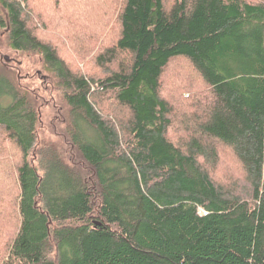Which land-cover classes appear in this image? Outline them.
<instances>
[{"label": "trees", "instance_id": "trees-1", "mask_svg": "<svg viewBox=\"0 0 264 264\" xmlns=\"http://www.w3.org/2000/svg\"><path fill=\"white\" fill-rule=\"evenodd\" d=\"M117 1L94 79L33 33L29 0H0L9 49L45 73L33 90L0 80V141L18 162L0 264H264V0ZM180 62L203 93L177 101L161 78ZM104 94L123 116L97 107ZM223 153L237 174H217Z\"/></svg>", "mask_w": 264, "mask_h": 264}, {"label": "rangeland", "instance_id": "rangeland-1", "mask_svg": "<svg viewBox=\"0 0 264 264\" xmlns=\"http://www.w3.org/2000/svg\"><path fill=\"white\" fill-rule=\"evenodd\" d=\"M29 1L28 9L31 12L29 14L31 17L27 20V24L36 36L45 42H50L57 50L59 57L75 73H82L94 79H99L106 75L105 69L108 67H98L95 63V58L101 50L111 45L116 39L117 31L115 32L114 19L116 14L115 9L118 7L117 0H102L100 7H95L98 0H91V4H88L87 0ZM109 67L110 69L116 68V64L114 63ZM36 71H39L41 75H45L41 59L35 55H24L10 50L7 45L6 36L0 31V80L8 82L12 86L17 85L21 89H39L42 85V80L36 76ZM18 73L21 74L20 80L17 78ZM189 77H194V75L191 74L190 68H187L184 63H173L170 65L165 75L161 78L163 95L171 99L175 96L177 101H179L177 95L180 96L181 94L182 99H186L195 92L203 93L202 88L194 85L193 80H189ZM45 87H49V93L46 92L45 94L46 98L49 97V94L51 97L57 96V90L55 91L51 79L48 80ZM3 102H7V100L5 99ZM173 102H176V100ZM97 107L111 118L116 119L123 116L115 108L110 94H104L99 97ZM49 108H43L42 106L43 122H41V131L48 139L59 142L56 128L48 121V118L54 116V112H51ZM51 109L53 110V107ZM239 116V113L235 114L231 119L230 129L234 135L240 132ZM50 126L54 128V132L50 131ZM170 135L178 136L174 133ZM3 140L0 141V162L4 161L0 165V193L4 189V186H6L7 191V188L10 186L9 178L13 177L18 163L14 160L16 153ZM3 142L4 144H2ZM227 155V153L222 154V160H225L226 166L220 168L217 174H227V168L231 172H234L233 174L238 173L236 168L228 162L229 156ZM254 170L255 168L252 167V171ZM262 180L263 176L260 170L257 180L259 186H261ZM2 227L4 232H6L5 223ZM0 233H3L1 229Z\"/></svg>", "mask_w": 264, "mask_h": 264}]
</instances>
